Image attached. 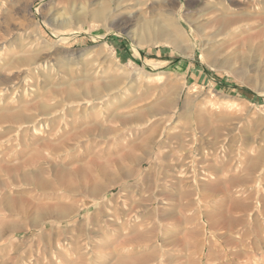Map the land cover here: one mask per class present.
<instances>
[{
	"label": "rangeland",
	"instance_id": "rangeland-1",
	"mask_svg": "<svg viewBox=\"0 0 264 264\" xmlns=\"http://www.w3.org/2000/svg\"><path fill=\"white\" fill-rule=\"evenodd\" d=\"M263 77L264 0H0V264H264Z\"/></svg>",
	"mask_w": 264,
	"mask_h": 264
},
{
	"label": "bare ground",
	"instance_id": "bare-ground-1",
	"mask_svg": "<svg viewBox=\"0 0 264 264\" xmlns=\"http://www.w3.org/2000/svg\"><path fill=\"white\" fill-rule=\"evenodd\" d=\"M118 12H120V9H117L116 11H113L112 13H105V9L101 8V10L98 9V10L93 11L90 14V16L92 19H95V20L103 19L106 21V20L111 19L114 14L116 13L118 14ZM83 17H84L83 14H80V15L78 14L77 20ZM133 36L135 37L136 45L137 46L139 45L140 47L159 44V43H168L176 50L178 49V46H179V38L174 32H172L169 28L166 29V28L159 26L158 24L153 23V21L149 23H142L139 28V31L135 33Z\"/></svg>",
	"mask_w": 264,
	"mask_h": 264
}]
</instances>
